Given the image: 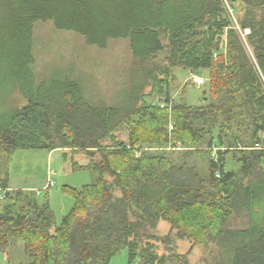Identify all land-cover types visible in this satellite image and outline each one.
<instances>
[{"label": "trees", "instance_id": "16d2710c", "mask_svg": "<svg viewBox=\"0 0 264 264\" xmlns=\"http://www.w3.org/2000/svg\"><path fill=\"white\" fill-rule=\"evenodd\" d=\"M226 2L0 0L1 253L19 240L27 264H109L121 250L128 264H264V0ZM48 21L88 46L128 39L112 104L90 102L75 80L36 82L33 27ZM174 69L208 71L203 105L173 102ZM20 150L91 159L72 160L94 182L63 189L73 207L58 225L47 182L42 199L9 189ZM176 240L204 248L200 261Z\"/></svg>", "mask_w": 264, "mask_h": 264}, {"label": "rangeland", "instance_id": "374dc122", "mask_svg": "<svg viewBox=\"0 0 264 264\" xmlns=\"http://www.w3.org/2000/svg\"><path fill=\"white\" fill-rule=\"evenodd\" d=\"M226 7L228 4L223 0ZM245 35L247 32L244 33ZM245 35H240L243 39ZM33 56L34 75L36 82L51 79L54 76L68 78L79 83L82 91L92 103L112 104L119 91L127 82V72L132 65L128 39L111 40L105 48L88 46L84 38L70 32L57 30L51 21L38 22L33 27ZM174 81L170 87V98L174 103L182 100L187 106H200L204 103L207 92L208 71L202 70L197 76L204 80V84L197 86L192 82V72L174 69ZM264 85V79H262ZM149 88L145 93L149 92ZM22 103V101H21ZM120 143H127V133L115 134ZM108 146L109 142H103ZM140 148H137L138 150ZM153 148L150 151H155ZM149 151V152H150ZM67 153L66 156L64 155ZM78 166H86L90 158L80 154L74 155L69 151L56 150H20L15 152L9 168V185L37 188L42 196V187L53 181L48 191V203L53 212L57 225L73 207V198L63 189H78L94 182V176L88 169H71L73 161ZM98 162V158L94 159ZM3 172L0 162V176ZM109 180L108 177H106ZM49 187V186H48ZM2 195H0L1 198ZM4 203L0 199V208ZM169 225L159 222L156 234L162 236L168 232ZM176 250L185 253L191 247L185 241L176 240ZM162 252V247L156 245ZM205 249L194 246L190 249L189 261L199 262ZM30 260L23 253L21 241L12 240L8 254L0 252V264H27ZM109 264H128L126 250H121L111 259Z\"/></svg>", "mask_w": 264, "mask_h": 264}, {"label": "built area", "instance_id": "2783aa9c", "mask_svg": "<svg viewBox=\"0 0 264 264\" xmlns=\"http://www.w3.org/2000/svg\"><path fill=\"white\" fill-rule=\"evenodd\" d=\"M192 82L195 84V85H197V86H201V85H203L204 84V80L202 79V78H200L199 76H197V75H193L192 76ZM170 129H172V128H170ZM140 152V151H139ZM139 152L137 153V155H139ZM53 185V182L52 181H49L48 183H47V186H52Z\"/></svg>", "mask_w": 264, "mask_h": 264}, {"label": "crops", "instance_id": "0c3cea01", "mask_svg": "<svg viewBox=\"0 0 264 264\" xmlns=\"http://www.w3.org/2000/svg\"><path fill=\"white\" fill-rule=\"evenodd\" d=\"M47 180H48V178H47ZM47 180H46V182H47ZM45 186H46V183H45V185L42 187V189H44L45 188ZM9 189L10 190H37V188H28V187H19V186H15V185H9Z\"/></svg>", "mask_w": 264, "mask_h": 264}]
</instances>
